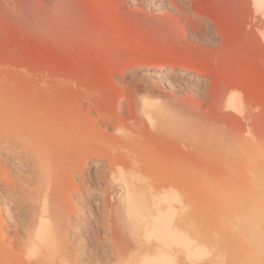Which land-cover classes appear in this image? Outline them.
<instances>
[{"label": "bare ground", "instance_id": "6f19581e", "mask_svg": "<svg viewBox=\"0 0 264 264\" xmlns=\"http://www.w3.org/2000/svg\"><path fill=\"white\" fill-rule=\"evenodd\" d=\"M1 1L3 2V0H0V2ZM213 1L215 3L214 6L218 3H221L219 1H216L217 3L215 2V0ZM221 1H223V3H221L223 6H228V7L232 6L229 10L228 9L226 10L227 7H224V10L223 9L220 10V8H223L221 4L217 6L218 12L221 11L219 13L220 14L219 16L222 17V18L220 17L221 19L224 18L222 13H224V15L226 14L230 19H232L230 22L231 24L228 25L227 21H229L228 20L229 18L224 19L222 21L217 16L215 17L216 18L215 29L217 28L216 30L218 33V35L216 36L221 37L222 40L220 39V37L219 39L222 41V46L235 45V48L237 50H243L244 48L246 49V51H250L249 49L254 47L252 46L254 44H251L253 42L259 45L260 48L264 50V10L260 8L258 0H221ZM12 2H16L13 4L14 5L16 4L15 7L17 9L16 8L12 10L8 9L11 7H7L6 5L3 4L4 6L2 5L1 8L4 7L7 8H4L6 9L5 11L0 10V58L1 59L7 58L8 60L5 59V62L11 63L13 61L12 62L13 64L11 63L12 65L10 64L9 67L7 66V68L6 66H4L5 69L4 68L0 69V75L1 76L8 75L7 77L9 78L11 76L14 77V75L17 76L18 74H20L21 76L22 71L27 70V68H25L26 66L27 67L30 66V68L28 67V70L31 69L30 71L32 74L30 73L29 74L34 75L33 74L34 71L32 72V70H34L32 69L33 68L32 66L34 65V68H36V66L39 67L38 64L41 63L39 59L41 60L42 57L39 58L40 56L36 52L37 49L34 48L35 53H37L38 55L36 54V57L34 56L33 59L32 56L31 58L30 57L28 58L29 60L32 59L31 62H29L28 60L30 64L29 65L27 60H25L24 58L25 56L28 57L31 53L27 54L29 53V51L26 53L25 50L23 49L26 47L22 48L21 46L26 42L25 39H27V41L30 40L31 44L34 43L32 47H35V45L37 46L39 41H35V42L31 41L32 37H30V35L33 36L34 33H36L37 35L39 31H42L43 33L41 34H46V36L49 38V41L47 42L52 43V40L54 38L53 40L55 42L54 44L57 43L58 45L55 46L54 44H52L53 45L52 47L50 43L51 49L53 50L52 51L50 50L51 52L49 51L50 54L46 53V55H48L47 66L49 69H47V67H44L46 71L53 68L57 69V71L51 70L50 72L52 73L50 74L48 72V75L50 76H52L51 74H54L53 76L55 77L53 78V80L55 81H53L52 79H50V81L46 80V78L48 77L46 76V74H45L46 78L44 75H43L44 78L43 77L40 78L39 76L37 77V79L38 78L40 79H38L37 81L35 77L36 75H34L35 80H33V77L22 78L24 74H22V77L18 75L19 78H21V79L18 78V81L22 79L24 80H22L21 82L20 81L17 82L16 81L17 78L15 77L16 79L15 82H17L15 83V85L17 84L16 86H18V88H16L15 85L14 86L11 85L16 89H18L17 91L13 89L10 92L9 91L4 93L0 92L1 93L0 98L2 97L0 101V146L2 144H5L9 149L16 152V154L20 156V159L24 156L25 160H23V162L25 161L27 166L30 165V162H32L33 163V166L31 165L32 169H34L33 167L36 164H38V162L41 161V159H39L38 156L40 157L42 156V160H43L44 152L49 154V150L51 148H56L59 151L57 152V154L61 155V157L59 156L60 157L59 158L58 155H55L56 150L54 151V155H55L54 156L52 149L50 155H52L51 158H53L54 156L53 158L54 160L57 156L58 158L56 159H59V161L56 160L57 162H55L53 160L54 164L52 166L49 163L48 164L50 166L47 164L48 167H50V169L47 167L50 171H48L47 169L46 171L45 169L43 171L42 165H41L42 170L38 171L39 174L40 171L41 174L43 172L45 174L49 173L48 174L49 176L46 175V177L48 176V178H46L47 180H45L44 178L45 176L43 177H41L40 175L39 176L42 178L41 183H43V181L46 182L45 184H47L48 187L50 186L52 190H61L63 188L64 191L66 189L65 187H67L68 185L69 186L73 185L75 188H77L78 185H80L79 187H81L80 183L76 184L77 182L76 183L74 182L75 180L73 179L74 174L70 175V173H72L73 171L66 172V170H68L67 166L69 167L72 165L71 167L73 168L75 164L76 171L79 168L81 169L82 166L77 167L78 165H80L78 163L85 162L86 164L87 161H83V159L84 158L88 159L89 157L87 156H90L91 153L95 152L94 151L95 148L99 147L98 149H102L100 150L102 151V156L103 154H105L104 155L105 157L108 158L111 157L109 158V160L106 158L109 161V164L111 163L110 165H108V167L111 169L109 168H105V169H108L111 172L110 174L112 176L111 178L112 184L115 185V191L117 194L116 203H118L119 205V209L123 214L125 223L134 241V248L131 249V256L128 259H126V257L130 255L129 253L125 258L122 257L121 259H118L115 264H142V262L145 260L147 261L169 260V261H174L175 264H264V134L262 133V131L264 130H261L262 127L264 126L261 125L262 126V127L260 126L261 129H258L259 124L258 126H256V123L254 122L251 123L252 122L251 119H255L254 110L259 109L261 107L262 110L259 111L262 112L264 110V80L263 82L262 80H259L264 78V64H263L264 61L261 62L262 64L261 66L263 67L261 69L259 68V72H262L263 77H260L261 75H258V78L259 77L260 78L258 79L256 77L257 79L253 80L255 78L254 75V78L252 77L253 78L252 82L248 83L247 80L249 81L250 77L253 76V74L250 73L249 75H247L246 73H242L241 75L237 74L236 70L238 67L237 66L238 63L237 62L235 63L234 62L235 57L234 58L232 57V54L233 56H235L234 53L236 49L235 50L232 49L234 52L231 51V53L229 52L230 54H228V52L225 51L224 47L223 50L220 47L221 48L220 50L218 48L219 44L216 43V41L213 40L212 38L209 40L211 42V45L215 44L214 47L217 46L218 48L217 50H215L216 53L214 57L211 58L212 60L211 59L208 60L209 59L208 58L206 59L207 61L203 60L202 63H199L197 61L194 63L191 62L192 64L190 63L189 65H187V63L186 64L184 63L185 65L183 67H180L181 62L184 60V58H186L185 57L186 55L184 56L181 55L180 57L178 56L179 58H176V60L170 62L171 69L168 72L162 71L164 74L163 77L165 76L170 77V76H174L175 74L182 75V74H187L188 72H194L191 74V77L198 80V83L197 81L195 82L196 84H193L192 82L186 83L187 84L186 86L191 90H193V92L194 91L197 92L199 96L203 97L204 95L205 97L209 98V99H205L201 97V100L205 99L206 102L205 104L207 106L205 104L204 105L206 107L202 104L204 103L203 101L202 103L201 102L198 103V101L200 100L198 101L196 100L197 102L195 100L193 102H190L192 100L189 99V100H185L186 103L183 101L184 105L182 107L180 106L179 108L175 105L174 100L170 99L171 100L170 101L167 97H165L167 96L165 94H164L165 96L162 97V95L159 92H156L157 90L156 91L146 90L143 94L139 95L138 97L128 96L129 98L126 96L125 92H121L119 93L120 96L117 97L115 91L112 90L113 84L115 87V82H116L112 73L110 74V78H111L110 80L112 81L115 80V82L110 83V86L109 84H107L108 86L105 87L106 84L102 85L100 83L99 85H97L98 87L97 86L90 87V85L89 86L86 85V80L88 81L89 78L85 77L84 75L86 72L84 66L86 62L89 61L92 65L90 66L88 64L89 66L88 71L92 73L94 71H90V70H95L96 73L97 72L96 70L101 69L100 66H104V65L106 66L109 63V61L114 62L118 60V58H114L113 55L111 54L110 46L112 45L113 49L115 48L114 45L112 44L113 42L115 43L117 40L125 41L126 39L129 40V38H132L133 40V37H135V33L132 32L134 28H131V23L126 19L128 16L131 17V14L133 13H128L126 14L127 16L123 14L124 17L121 16L122 14H120L121 13L120 7L122 8L124 7L125 0H121L120 2H118L117 0H58L53 5L51 4L52 3L51 2L50 3L51 6L49 5V7H47V5L46 7L43 6L42 3H40L41 0L40 1L15 0ZM159 2H160L159 6L163 10L164 9L174 10L175 8L173 7V5L179 6L177 0H159ZM192 3L197 4L196 2H194V0ZM210 3L212 4L213 2ZM197 6L200 5L197 4ZM185 11L182 10L181 12L184 13ZM138 16L140 17L144 15H138ZM148 17L147 19H149ZM188 17L191 18L190 16ZM233 17L235 20L233 19ZM240 18L244 21L245 32H243V29L237 28V30L239 34H241L242 32L243 34L246 33V36L245 34L243 35L244 36L243 38L245 39L244 40L242 39L244 41V42L241 41L242 44H240L241 42L238 43L237 41L233 40L234 38H232L231 36L233 32L235 33L237 31L234 28L236 26H232V25H234L233 23L236 21V19L239 20ZM186 19H188L187 16L185 20ZM193 19L194 17L192 18V20ZM131 21L134 20L132 19ZM162 21L165 22L164 20ZM187 21L189 23L191 19L190 20L188 19ZM17 22L19 23L18 27L17 25L15 26V23ZM223 22L224 24L225 23L227 24V25L225 24L226 27L224 26ZM149 23H153V22L151 21ZM194 24H199V22L196 23L195 21ZM25 26L28 29L27 31H24ZM229 27L234 28V29L233 28L230 29V31L232 30L231 31L232 33L228 30ZM198 28L199 25L196 29L198 30ZM227 30L230 32L229 33L230 35L227 33ZM194 31L195 29L193 28L192 32ZM131 32L134 34L132 35V37L129 35V33ZM235 34L234 37L237 35ZM22 38H24L23 41L24 40L25 41L22 44H20L19 42L20 40H22ZM249 40L251 41L250 43L251 46L248 44ZM245 42L246 44L249 45V47H246L248 45H246ZM19 44L22 50L26 53L25 55L21 54V56H19L20 63L16 62V60L19 61L18 58L19 54L17 53L20 51L18 49ZM237 44L240 45V48L236 46ZM67 46L72 47V50L76 49L73 51V53L74 52L75 53L74 54L67 53L68 52ZM4 47L5 50H8L9 52L2 51ZM60 47L61 49H59ZM214 47L213 49H215ZM41 48L43 50V47ZM255 49L257 50V48ZM42 50L39 49L40 52L39 51L38 52L41 53ZM55 50H57L59 53L58 55V59L60 60L59 63L65 62V64L64 63L63 65L57 64L58 62V60L56 59L57 55L54 54L56 52H53ZM10 51L12 53H10ZM60 51L62 54L61 56H60ZM227 51L230 50L227 49ZM4 52L5 55H7V52L12 55L8 54L7 57L5 55L3 56ZM165 52L166 51H163V53ZM14 53H17V55ZM211 54L213 55L212 51ZM9 56H13L14 60H12V57L9 58ZM16 56L18 59H15ZM63 57H66L64 61H63ZM9 60L12 61L8 62ZM73 62H75V65L78 66L76 68H78L79 72H81L80 74L84 73L78 80L77 79L75 80L77 89L76 88L72 89V87L71 89L69 87L67 88V85L66 87L59 88L60 86L58 85V83L60 82L61 76L59 81L55 78L59 77L58 75H60L59 72L61 71L62 68H64L65 71L67 72L74 69ZM98 62L101 63V65H99ZM0 63H1L0 66L2 67L3 66L2 62ZM31 64L33 65L31 66ZM22 68L25 70H22ZM75 70L76 69L72 71ZM65 71L63 73L66 74L65 76H67V72ZM25 72H26L25 75H27L29 71L28 72L25 71ZM91 73H87V74H91ZM243 74H245L246 76ZM56 75L58 77H56ZM64 78L65 77L63 76V79ZM172 79L173 77H171V80ZM51 80L54 84L51 82ZM166 80L170 82V79L167 77ZM26 81L28 82L27 84H25ZM34 83L36 85L38 84V86L33 87L32 85V87H30L31 84ZM50 84L51 86L49 87L48 85ZM55 85H58V87H56ZM256 87H258V89ZM6 88L7 87H5V89ZM255 94H257V97L255 96ZM255 97L256 99H258L257 103H255L254 100ZM201 104L206 109H203ZM177 108H179V110ZM124 109L125 110L129 109V111L131 112V116L129 115L130 118L128 116L129 119H125L123 117L121 111ZM94 110L96 111L97 115L96 114L94 115L95 112ZM181 116H184L186 118L198 119V120L204 119V122H206L209 119L211 124L210 126L209 125L207 126H209L211 129H208L207 132L208 131L210 132L211 130L210 133H212L213 135H216L219 132H222L223 130L226 129H229L230 132L234 130L235 133H233V135L231 134L230 137L227 136L228 138H219L218 136L217 137L219 139L215 138V143H216L215 152L217 150L219 151L218 154H220L221 152L222 154L226 153V155L228 153H231V154H235V156L237 155L236 158L240 156L241 158L246 159V161L248 162L247 168L249 173L246 175V180H243V182L246 181L245 182L246 184L243 185V187L241 185L242 189L239 187L234 188L232 187V185L224 183L222 185L221 190L218 189L220 191L218 192V194L216 193L217 195L215 196H212L214 195L213 189L211 188L206 189L205 190L206 197L209 196L211 200H215V204L217 203V207H216L217 210L215 214L214 215L211 214V216H209L208 218H204L202 220H195L192 216L191 218H188L189 220L186 219L187 221L185 222V225L182 224L181 217L184 216L183 211L184 213L186 210L188 211V209L186 208L188 207V204L187 205L185 204V201L183 200V196L179 191L181 185L180 187H178L179 184L177 185L175 181L173 182V176L175 174L174 172L175 170H173L174 152L172 150L175 149V147L173 148L172 146H170V148H168L167 146L168 143L166 145L164 144L166 141L169 142L174 138L170 139L169 130L167 131L169 133H167L165 130L164 132L167 133L166 138L164 137L165 136L164 135L162 137L163 139H159V143H157L156 145L155 142L157 137L155 136L156 137L155 138L154 135L149 133L150 128L153 130L158 129V126H160L159 125L160 121L171 122L173 119L176 120L177 117L178 119L181 118ZM205 118L207 120H205ZM114 120H116V122L112 124ZM98 122L99 123L104 122V125L106 123V125L103 127L104 130L102 129L101 125L100 127H97L99 126ZM126 122H130L131 124H133L135 128L132 129L130 126L131 129H129L128 124L127 125L125 124L127 128L124 126L125 128H122V131L123 129L125 131H127L128 129V132L130 131V134H134L133 135L134 137L135 136H137L138 138L146 137L145 140L149 139L148 140L149 143L151 144L150 141H152V143L155 146L152 144L149 146L150 150H147L148 146L146 145L147 143L146 142L145 143V145L147 146L146 150H142L140 147L131 148V145L129 146V144L127 145V143L125 142L123 143V141H121L122 139L120 136H119L120 140H118V137H116V135L120 134V132L116 133V135L114 133L113 134L108 133V131L111 130L109 129L110 127L108 126L110 123L114 128L113 131H118L121 127H123L121 125H123V123ZM206 124H209V122ZM165 125L167 126V124ZM160 130L162 129L160 128ZM160 132H158V134ZM160 134L162 135V133ZM213 135H211V137ZM128 136L130 137L132 135H128ZM134 137L133 138L130 137V138L135 144L137 143L138 145L139 139ZM158 137L161 138V136ZM168 138L169 140H166ZM164 139L166 141H164L163 143ZM141 140L143 139L141 138ZM160 142H162L161 148H160ZM129 143L133 144L131 142ZM171 143L174 144V142ZM151 146L152 148H150ZM155 147L156 149L159 148L158 151L160 150L161 155L163 154L161 153L163 149H165L164 152L165 154H167V157L170 156L169 155L170 152L173 153L171 154L173 161L171 159V163H170V161H168V159L166 158L167 160H165L164 164L166 163L168 165L163 164L162 165L163 167L159 165L162 169L166 166V168H168V171L164 173L165 172V168H164L163 175L166 177L162 180L160 179V181L158 180L157 177V180L155 178V181L153 183V181L151 180L153 178L150 177L151 179H149L147 177L148 175L151 174L147 173L146 176L143 170H140L141 165L144 164L145 162L140 160L143 157H148V159L151 160L150 162L151 165L153 163L152 161L154 160H155L154 162H156V165H158V163L160 164L161 160L159 158H161V155H156V156H160L158 157V159L157 157H155V159H152L153 158L152 155L158 153L156 149L154 150ZM217 147H219V149H217ZM170 149L172 150L170 151ZM167 150L170 151L169 154L167 153ZM100 151L99 154L98 153H93V154L94 155L96 154L95 156L101 155ZM123 153L128 155L129 161L123 163L121 161V163H119V159H118V162L116 161L117 163L111 162L113 154L116 155L121 154L122 156H119V158H121L123 157ZM74 157H80L81 162L79 161L76 162L75 160L76 162L75 163ZM72 158H74L71 161L72 164L71 163L69 164V161ZM115 158L116 156L112 160L114 161ZM128 158L126 160H128ZM46 159L48 160L49 158ZM101 160L104 161L105 159L102 157ZM42 164H44V162ZM97 164L99 165V163ZM147 164L148 163H145V166H148ZM154 164L155 163H153L152 165L153 167ZM235 164H233L232 166H234ZM38 165L40 166V164ZM19 166L15 167L18 177L16 176L17 174H15L16 172H13L14 176H16L15 177L16 179L14 178V176H12L13 178L12 179L11 178L12 173L10 174V171L13 170L15 171V169L11 170L12 167L10 166L8 167L6 166V164H3V166L2 164H0V181L9 184L8 187L11 184L14 185V183L17 186L18 182H19L18 187L21 186L24 183L23 178L25 177V173L23 174L24 171L19 169ZM31 166L28 168H31ZM86 166L88 165L85 166L83 165V168L85 167L86 169L87 168ZM100 167L102 166L100 165ZM72 168L70 170H75L74 168L73 169ZM154 168L155 170L156 169H158L159 171L161 170L160 168H157V166ZM236 169L237 170L235 171L238 172L239 169L238 168ZM29 170L31 172V169ZM82 171L83 169H81L80 173H82ZM64 172L68 173V175H64L66 174ZM102 172L103 175H106L104 171ZM234 172H232L233 175L235 174ZM62 173L63 175H61ZM83 173H85V170ZM35 174L36 173L34 171V176ZM107 175L109 177V174ZM30 176H32V174ZM30 176L29 178L31 182V180L33 179ZM20 178H22V180H20L21 183L23 182L22 184L19 181ZM233 178H237V175L236 177ZM16 181L18 182L16 183ZM175 185H177L176 187L178 189L175 187ZM109 186L107 185V187ZM50 187L48 188L49 190H41L42 194L40 193V195L37 197L38 208L36 209L37 211L34 213L35 214V217L33 218L34 227L29 232V237L25 242L24 247L22 246L23 253L22 255L21 254L20 255L23 257V259L20 256L21 259L19 260L22 261V263L18 262L17 264L20 263L21 264H71L63 256L62 252L64 251V249L61 248L60 245V239L63 237V234L66 231H61V228L59 229L61 225L58 227V223H55L56 221H54V216L52 215L53 213L52 214L50 213V211H52L51 210L52 206L51 208L49 207V200H50L49 197L51 196V194L52 195L54 194L53 191H51L52 193L50 192ZM41 188L43 189V187ZM181 188H183L181 189L183 191L184 188L186 187L182 185ZM18 189L21 190V188ZM187 190L188 189H186L185 192ZM47 191H49L51 194ZM69 194L71 195V193ZM185 195L186 194H184V196ZM189 197L188 199L190 200L191 198ZM54 200L50 202L51 205H53L52 203ZM69 202L70 204L73 203L70 200ZM192 206L194 207V205ZM185 208L186 210H184ZM11 212H13V210ZM187 213L189 214L191 212H187ZM186 217L188 216L185 215L184 218ZM183 220L184 219H182V221Z\"/></svg>", "mask_w": 264, "mask_h": 264}, {"label": "rangeland", "instance_id": "374dc122", "mask_svg": "<svg viewBox=\"0 0 264 264\" xmlns=\"http://www.w3.org/2000/svg\"><path fill=\"white\" fill-rule=\"evenodd\" d=\"M12 1H15V0H11V1L10 0H3V2L1 1L0 2V10L5 11L6 9H4V8H7V7H11V8H8L11 10L15 9L16 4L14 5L13 3H16V2H12ZM49 1L50 0H41L40 3H42V5L45 7H46V5H47V7H49V5L50 6H51V4L53 5L58 0H55V2H54V0H51L50 2ZM117 1L120 2L121 0H117ZM200 1L194 0V2H196L198 5H200V6H197V4L192 3L193 0H177L179 6L173 5V7L175 8L174 10H170V9H164L163 10L159 6V3H160L159 0H125L124 7L123 8L120 7V12H121L120 14H122L121 16L124 17V15H126L128 13H133V14H131V17L128 16L127 18L126 17L125 18L131 23V28H134L133 31L132 30H130V31L135 33V37H133V40H132V38H129V40L126 39L125 40L126 42L122 41V40H119V41L117 40L115 43L113 42L112 44L114 45L115 48L113 49L112 45L110 46L111 54L113 55L114 58H118V60L114 61V62L109 61V63L106 66L105 65L100 66L101 69L96 70L97 71L96 73H95V70H90V71H94L92 73L88 71V67H89L88 64L90 66L92 64L89 61H87L85 66H84L86 69V72H85V74L83 73L85 75V77L89 78L88 81L86 80V85H88V86L90 85V87H93V86L96 87L97 85H99L101 83L102 85L106 84L105 87H107L108 86L107 84H109V86H110V83H114L116 80L115 87L113 84L112 90L115 91L117 97L120 96L119 93H121V92H125L127 97L128 96L129 97H131V96L138 97L139 95L143 94L146 90H154V91L157 90L156 92H159L162 95V97L167 95L165 97H167L169 100L170 99L174 100L175 105L179 108H180V106L182 107L184 105L183 101L185 102V100H189V99L192 100L190 102H193L194 100L195 101L200 100V101H198V103L199 102L202 103V101H203L204 103H202V104L204 105L206 103L205 99H209V98L205 97L204 95H203V97L199 96L197 94V92H195V91L193 92V90H191L190 88H188L186 86L187 85L186 83L192 82L193 84H196L195 83L196 81L198 83V80L191 77V74L194 72H188L187 74H182V75H176L175 74L174 76H170V77H168V76L163 77L164 76L163 72H165V71L168 72L171 69L170 62L176 60V58H179L181 55L182 56L186 55L185 56L186 58H184V60L181 62L180 67H183L186 63H187V65H189L191 62L194 63V62L198 61L199 63H202L203 60L207 61L206 59H208V58H209L208 60H210L211 58L214 57V55L216 53L215 50H217L218 48L220 50L222 48V50H223V47H224L225 51L228 52V54H230L231 51L234 52L233 50L236 49L235 45L234 46L229 45L230 47L227 45L222 46L221 37L216 36V35H218V33L216 30L217 28L215 29V27H216V22H215L216 18L215 17L216 16L218 18L221 17V16H219L220 15L219 13L221 11L218 12L217 6L221 3H223V1L215 0V2L216 1L221 2V3L216 4L215 5L216 7L214 6L215 3L213 0H210V2H213L212 4L209 2V0H203L201 2ZM3 4L6 5L7 7L1 8V6ZM221 6L223 8L219 7L220 10L221 9L224 10V7H227L226 10L227 9L229 10L232 7V6H230V7L223 6L222 4H221ZM123 9H124V11H123ZM182 10L183 11L186 10L184 12L185 14L183 12H181ZM222 14L224 16L223 19H221L222 17L220 18L222 21L224 19L229 18L226 14L225 15H224V13H222ZM138 15H144V16L139 17ZM152 15H153V17H152ZM133 16H134V18H133ZM186 16L189 20L191 19V21H189V23L187 21L188 19L185 20ZM188 16H190L191 18H189ZM147 17L149 19H147ZM154 17H155V19H154ZM163 17H164V19H163ZM193 17H194V19L192 20ZM225 17H227V18H225ZM160 18H162V19H160ZM212 18H214V19H212ZM132 19L134 21H131ZM233 19H234V17H233ZM150 20L153 23H149V22H151ZM155 20H157L159 22H157ZM162 20H164L166 23L163 22ZM228 20L229 21H227L228 22L227 24L229 25V24H231L230 22L232 19L229 18ZM234 20H233V22H234ZM195 21H196V23L199 22V24H194ZM239 23H241V24H239ZM206 24H208V25H206ZM223 24H224V22H223ZM225 24H224V26H225ZM233 24L234 25H232V26H236V27H234L235 30H237V28H238V29H243V32H245L244 31V21L241 18L239 20L236 19V21ZM16 25L18 27L19 23L18 22L15 23V26ZM198 25H199V28L197 30L196 28L198 27ZM195 26H196V28H195ZM193 28L195 29L194 32H192ZM207 28L209 31L207 30ZM232 28L233 27H231V28L229 27L228 30L230 31V29H232ZM24 29H25L24 31L28 30L26 26L24 27ZM206 30H207V32H206ZM228 30H227V33L229 34L232 30L230 32ZM13 32H14V30H13ZM237 32H238V30L235 33L237 34ZM240 32H241V30H240ZM243 32L241 34H239V32H238L237 35L233 32V34H231L232 38H234L233 40L237 41L238 43L241 41L244 42L243 40L245 38H243L244 37L243 35L245 34V36H246V33L243 34ZM39 33L37 35H36V33H34V35L32 34L33 36L30 35V37H32L31 41H33V42L39 41L38 44L36 43L37 46L35 45V47H32L34 45V43L31 44L30 40L27 41V39H25L26 42L23 44L25 46L22 45L21 47L22 48L26 47L23 49L25 50L26 53L29 51V53H27V54L31 53L28 57L25 56V58H24L25 60H27V62L29 60L28 59L29 57L31 58V56H32V59H33L34 56L36 57L37 53L40 56L39 58L42 57L41 60L39 59V61H41V63L38 64L39 67L36 66V68H34V65L31 64V66L33 65L32 66L33 68L32 67L31 68L34 69V70H32V72L34 71L33 74L36 75L35 76L36 81L42 77L44 78L45 74H46V76H48L47 78H49V79H47L45 76L46 80L50 81V79L53 80V78L55 76H53L54 74H51L52 76L48 75V72L50 74V73H52V72H50L51 70L57 71V69L53 68V69L46 71L44 67H47V69H49L47 66L48 55H46V53L50 54V52L53 49H51V46H50L51 42H47V41H49V38L46 36V34H41V33H43L42 31H39ZM131 33H129V35L132 37V35H134V34L133 33L131 34ZM192 33H195V34H192ZM234 34L237 36V37L235 36L236 38L234 37ZM194 35H196V36H194ZM209 37H211V38H209ZM219 37L221 40L219 39ZM212 38H213V40L216 41V43L219 44V45L216 44L219 46L218 48H217V46L214 47L215 44L211 45V42L209 40ZM23 39L24 38H22V40H20V42H19L20 44H22L25 41V40L23 41ZM217 39H218V41H217ZM53 40H54V38H53ZM53 40H52L51 45L55 43ZM242 42L240 44H242ZM250 43H251V41L249 40L248 44L250 45ZM20 44H19V48H18L20 51L17 52L19 54L18 55L19 61L16 60V62H19V63H20V57L19 56H21V54H23V55L26 54L22 50V48L20 47ZM245 44H246V42H245ZM248 44H246V45H248ZM251 44H254V45H252L254 47L249 49L250 51H246V49H244V48H243V50H237L236 49V51L234 53L235 56H233V54H232V57L233 58L235 57L234 62L235 63L237 62L238 63L237 66L240 67V68L237 67V70H236L237 74H239V75H241L242 73H246L247 75H249V73L253 74V76L250 77V80L249 81L247 80L248 83L252 82L254 75H255V78L253 80H256L258 78V75H261L260 77H263L262 72H259V68L261 69L263 67V66H261L262 65L261 62L264 61V50L262 48H260V46L257 45L256 43L252 42ZM54 45L56 46L57 43ZM249 45L246 47H249ZM236 46H238V48H240V45L237 44ZM41 47H43V50ZM52 47H53V45H52ZM213 47L215 49H213ZM34 48L37 49L36 50L37 53H35ZM67 48H68L67 53H73V51L76 50V49L72 50V47H70V46H67ZM255 48H257V50ZM6 49H7V47H6ZM39 49L42 50L41 53H39L40 52ZM59 49H61V47ZM59 49H58V51H59ZM227 49L230 51H227ZM2 51H8V50H5V47H4V49ZM58 51L55 50L53 52L58 53ZM163 51H166V52L163 53ZM211 51H212L213 55L211 54ZM8 52H7V55L8 54L12 55V54H10V53H12L11 51H10V53H8ZM17 53H14V54L17 55ZM42 53H43V55H42ZM56 53H54V54L57 55V57L55 56L56 59L58 60L57 64H61V65H63V63L65 64V62L59 63V61H60L58 59L59 53L58 54H56ZM32 54H35V55H32ZM259 54H260V56H259ZM4 55H5V52H4L3 56ZM7 55H5V56L7 57ZM61 55L62 54L60 51V56ZM210 55H211V57H210ZM63 56H66V55H63ZM11 57H12V60H14L13 56H9V58H11ZM18 58L16 56L15 59H18ZM65 58L66 57H63V61ZM2 59H3V61H2ZM2 59L0 58V60H1L0 62H2L3 66L2 67L0 66L1 67L0 69L4 68V66H6V68H7V66L9 67V65L13 62L12 60H11L12 62L9 60L8 62H11V63H6L5 59H7V58H5V59L2 58ZM32 59H30L29 62H31ZM21 62H23V61H21ZM29 62H28V64H29ZM73 63H74L73 68L76 69L75 71H72V70H74V69H72L69 72H67V71H65L64 68H62L61 71L59 72L60 73V75H58L59 77L56 75V77H58V78H55V79H57L58 81H59L60 76H61L60 82L58 83V85L60 86L59 88L66 87V85H67V88L69 87L71 89V87H72V89H74V88L77 89V85L75 84V80L76 79L78 80L83 74H80L81 72H79L78 68H76L78 66L75 65V62H73ZM164 64L166 67L164 66ZM263 64H264V62H263ZM25 65H24V67H25ZM99 65H101V63H99ZM28 67L30 68V66H28ZM28 67L27 66L25 67V68H27V70L22 68V70H25L27 72L29 71L27 73V75H25L26 74L25 71H22V73L20 72L21 76H20V74H18V75L20 77H22V74H24L22 78L33 77V80H35L34 75H30L32 73L30 71L31 69L28 70ZM163 67H164V69H163ZM166 68H168V69H166ZM63 70L65 72H67V76H65L66 74L63 73L64 72ZM53 73H55V72H53ZM87 73H91V74H87ZM111 73L113 74V77L115 79L113 81L110 80L111 79L110 78ZM259 73H261V74H259ZM18 75L17 76L14 75V77L11 76L10 78L7 77L8 75L7 76H1L0 75L1 76L0 77V92L1 93L7 92V91L10 92L13 89L17 91L18 89H16V88H18V86H16L17 84L15 85V83H17L19 81L21 82L22 80H24V79H22V80L18 81V78H19ZM243 75H245V74H243ZM39 76H40V78L37 79V77H39ZM63 76L65 77L64 79H63ZM4 77H6V78H4ZM15 77L17 78V80L15 79ZM50 77H52V78H50ZM166 77L170 79V82H168V80H166ZM171 77H173V79H172L173 81L171 80ZM200 77H202V76H200ZM12 78H13V80H12ZM214 78H215V76H214ZM19 79H21V78H19ZM15 80L17 82H15ZM30 80H32V79H30ZM52 80H51V82H52ZM259 80H262V82H263L264 78L259 79ZM27 81H29V80H27ZM27 81L25 84L28 83ZM53 81H55V80H53ZM55 83H57V82H55ZM25 84H22V85H25ZM51 84L48 86L50 87ZM11 85H13V86L15 85L16 88L11 86ZM32 85H33V87L38 86V84L36 85L34 83V84H31L30 87H32ZM58 85H55V86L58 87ZM5 87H7V88L5 89ZM8 87H10V88H8ZM256 88L258 89V87H256ZM1 93H0V96H1ZM255 96L257 97V94H255ZM201 97L205 98V99L201 100ZM256 97L254 98L255 103H257V101H258V99H256ZM115 98H116V96H115ZM1 99H2V97L0 98V101H1ZM203 105H202L203 109H206L205 107L207 105L205 104L206 105V106L204 105L205 107ZM179 108H177V109L179 110ZM261 108L254 110L255 111V115H254L255 119H251L252 122L250 121L251 123H253V122L256 123V126H258V124H259L258 129H261V127H262L261 125L264 126V124H263L264 123V110L262 112H260L262 110ZM124 110L121 111V113L123 114V117L125 119H129L131 116V112L129 111V109L128 110L126 109L125 110L126 112ZM204 111H207V110H204ZM95 114H96V111L94 112V115ZM128 116H129V118H128ZM205 120H207V119L205 118ZM199 121H202V122H199ZM207 121L209 122V124H206V123H208ZM207 121L204 122V119L198 120V119L186 118L184 116H181V118L178 119V117H177L176 120L173 119L171 122L160 121L159 125L161 127L158 126V129H154V130L151 128L149 129V133L154 135V137L156 136L158 138L157 139L155 137L156 138V142H155L156 145H157V143H159V139H163L162 137L164 135H165L164 137L166 138V134L169 132H170L169 138L170 139L174 138L173 140L169 141L170 143L168 141H166V140H169V138L166 140L164 139L163 143H164V141H166L164 143L165 145L167 143L170 144V145L167 144L168 148H170V146H172L173 148L175 147V149H173V150L170 149V151L172 150L174 152V155H173V158H174V165L173 166H174V168H173V170H175L174 172L176 175L172 172L175 176L174 177L172 174L173 182L175 181V183H177V185L179 184L178 187H180V185H181V187H182V185L186 187V188H184L183 191L181 190L183 188H181V187L179 188L180 189L179 191L181 192V194L183 196V200L185 201V204L186 205L188 204V207H186L188 209V211L186 210V208L184 209V210H186L185 213L183 211L184 216L187 215L188 217L184 218L183 215H182L183 217H181V222L184 225H185V222L187 220H189L188 218H191L192 216L195 220H202L204 218H208L209 216H211V214L212 215L215 214V212L217 210V208H216L217 203L215 204V200H211L209 198V196L206 197V193H205L206 189H208V188L213 189L214 195H212V196H215L221 190L222 185L224 183L232 185V187H234V188L235 187L241 188V185L243 187V185L246 184L245 183L246 181L243 182V180H246V175L249 174L248 168H247L248 162L246 161V159H243L240 156H238V158H236L237 155L235 156V154H231V153H228L226 155V153L222 154L220 152V154H221L220 155V154H218L219 151L216 150L217 153L215 152V148H216L215 138H218V137L219 138H228L231 136V134L233 135V133H235V131L233 130L232 132H230L229 129H226V130H223L222 132H219L216 135H213L212 133H210L211 130H210V132L209 131L207 132L208 129H211L209 127L211 122L209 119ZM115 122H116V120H114L112 122V124ZM192 122H194V123H192ZM243 122H245V121H243ZM110 124L108 125L110 128L108 126L107 127L111 130L108 131V129H107V131L109 134L114 133L115 135H116V133L120 132V134L116 135V137H118V140H120V138H119V136H120L122 139L121 141H123V143L124 142L127 143V145L129 144V146L131 145V148L132 147L133 148L140 147L142 150H146L147 149L146 147L148 146L147 150H150L149 146L153 144L152 141H150L151 142V144H150L148 141L149 139L145 140L146 137L145 138L144 137L138 138L137 136H135L136 138L139 139V143H138L139 146H138L137 143L135 144L131 139L134 137L133 136L134 134H130V131L128 132V129H127V131H125L124 129L122 131V128L126 127L125 124L126 125L128 124L129 129L135 128L133 126V124H131L130 122L123 123V125H121L123 127L120 128L121 131H120V129L118 131H113L114 128H113L112 124L111 125ZM165 124H167V126ZM98 125L99 126H97V127H100V125H101V127L103 129V127L106 125V123L104 125V122H101ZM207 125H209V126H207ZM130 126H131V128H130ZM206 126H207V128H206ZM160 128L163 130V132L165 130H166V132L169 130V132H167V133L164 132V134H163V132H162V130H160ZM171 129L173 130V132ZM261 130H264V127H262ZM152 131L153 132L155 131L156 133L154 132V134H153ZM110 132H112V133H110ZM127 132H128V134H127ZM158 132L162 133V135L160 133L158 134ZM262 133L264 134V131H262ZM128 135H132V136H130L131 138ZM211 135H213V136L211 137ZM158 136H161V138H159ZM213 137H214V139H213ZM123 138H125V139H123ZM141 138L143 140H141ZM218 139H216V140H218ZM124 140H126V141H124ZM140 140L143 142H141ZM160 141H162V140H160ZM129 142H131L133 144H130ZM171 142H174V144L176 146ZM145 143L147 146L145 145ZM161 143L162 142H160V148H161ZM142 144H144V145H142ZM27 145H28V143H27ZM132 145H135V146H132ZM162 146H163V144H162ZM98 148L99 147L95 148V150H94L95 152H93V153L99 154V151L102 149H98ZM150 148H152V146ZM51 149L53 151V155H54V151L56 150L55 155H58V157L59 156L61 157V155L57 154V152H59V151L56 148H51ZM51 149L49 150V154H47L46 152L43 153V157H44L43 160H42V156L41 157L38 156V158L41 159V161H43L44 164H42L43 162H41L39 160L40 162H38V164H40V166L38 164H36L37 166L35 165L33 167L34 169H32L33 163L30 162V165L27 166L25 161L23 162V160H25L24 156L20 159V156H18V154H16V152H14L13 150L9 149L5 144H2L0 146V164H2V166H3V164H6V166H8V167L9 166L12 167L11 170L15 169V171L14 170L10 171V174L11 173L13 174V175L11 174V178H12V176H14L13 172H16L15 167H18L19 165H20L19 169L24 171L23 174L25 173V177L23 178L24 183L22 182L23 184L20 181V180H22V178L19 179L20 183L22 184V185L20 184L21 186L18 187V185H19L18 181H16V183L18 182L17 186L15 185V183H14V185L11 184L9 186L10 188L12 187L14 191L12 190V188L10 189L8 187L9 184H6L5 182L0 181V262H1V264H17L18 262L22 263V261H19V260L21 258L23 259V257L21 256L23 253V247H24V244L29 237V232L34 227V225H33V223H34L33 218L35 217L34 213L37 211L36 209L38 208L37 197L40 195V193L42 194L41 190H49L48 188L50 187V186L48 187V185L45 184L46 182H44V181H43V183H41V179H42L41 177L45 176L44 178H45V180H47L46 178H48L49 173L45 174L43 172L41 174V171H40V174H39L38 171L42 170V169H43V171H44V169H45V171H46V169L48 171H50L49 170L50 167H48V165L51 164V166H52L54 164L53 163L54 161L55 162H57L56 160L59 161V159H56V158H58L57 156H56L55 160L53 159L55 155L53 156V158H51V156H52V155H50ZM96 149H98L99 151ZM155 149H156V147L154 148V150ZM158 149L159 148H157L156 150L158 151ZM217 149H219V147H217ZM168 150H167V153L169 154L170 151H168ZM164 151H165V149H163L161 152L164 154V156H163V154L162 155L160 154V150L158 151L157 154L152 155V157H153L152 159H155V157H157V159H158V157H160V156H156V155H161L162 159L159 158L161 160L160 164L158 163V165H156V162H154L155 160L152 161L153 163H155L154 167L157 166V168L161 169L160 171L158 169L155 170V168L152 166L153 163H152V165L150 164L151 160L148 159V157H143L145 160L143 158L140 160L143 162L145 161L144 164H142L143 166L141 165L142 168L140 167V170H143V172L146 174V176H147V173L148 174L150 173L152 176L148 175L147 177L149 179L153 178V179H151L153 181V183L155 181V178L157 180V177H158L159 181H160V179L162 180L166 177L163 175V169L165 168L164 173H166V171H168V168H166V166H165L162 169L159 165L162 166L164 164L165 160H167V159H168V161H170V163H171V159L173 161V158L171 155L173 153L170 152V154H169L170 156L168 155L169 157H167V154H165ZM100 152H101L100 153L101 155L95 156L96 154L94 155L93 153H91L90 156H87V157H89L88 159L84 158L85 159L84 160L82 158L83 161H87L86 164H85V162H82L84 164L78 163L80 165H78L77 167L82 166L81 167V169H83L82 173L85 170V173H83V174L80 173V171H81L80 168H79L80 170L77 168L78 170L76 171L75 164L73 166V168L75 167L74 168L75 170H70L72 168L71 167L72 165L69 166L70 168L67 166L68 170H66V172L67 171H70V172L73 171L74 173L73 172L72 173L69 172V173H70V175L71 174L76 175V176L73 175V179H75L74 182L75 183L77 182L76 184L80 183L81 187H79L80 185H78L79 188L78 187L75 188L73 185H70L71 187L68 185L67 187L64 186L66 188V189L64 188L65 189L64 191H63V188L61 190H52L50 187V192L53 191V193L55 194V195L53 194L54 196L51 194L52 192L50 193L49 191H47L51 194V196L49 197L50 198L49 207L51 208V206H52V209H51L52 211H50V213L51 214L53 213L52 215L54 216V221H56L55 223H58V227L61 225L59 227V229L61 228V231H66L63 234V237L61 238L62 240L60 239V245H61V248L64 249V251L62 250L63 256L71 264H115L118 259H121L122 257L125 258L130 253V255L128 257H126V259H128L131 256V249L134 248V241H133V239L130 235V232L128 230V227L125 223V220L123 218V214L119 209V205H118V203H116L117 202V194L115 191V185L112 184V179H111L112 176L110 174L111 172H110V170L105 169V168H109L108 165H110L111 163L109 164L108 160L111 157H109V158L105 157L104 156L105 154H103V156H102V151H100ZM92 154H93V156H92ZM115 156H116V158L113 161L112 159H114ZM119 156H122V155L121 154H119V155L113 154L111 162L112 163H115L116 161L118 162V159H119V163H121V161H122V163L129 161L127 154L123 153V157H121V158H119ZM126 156H127L128 160H126L127 159ZM80 157H82V156H80ZM80 157H74L75 159L72 158L69 161V164L70 163L72 164L71 161L73 159H74V162H75V160H76V162H78V161L81 162ZM90 157H91V159H90ZM102 157L108 163L105 160L104 161L101 160ZM46 158H49L50 160L49 159L48 160L50 162ZM94 158H95V160H94ZM101 161H102V164H101ZM157 161H159V160H157ZM22 163H24V164H22ZM97 163H99V165ZM145 163H148L147 164L148 166H145ZM233 164H235V165L232 166ZM41 165H42V169H41ZM83 165L84 166L88 165V166H86L87 168L85 169V167L83 168ZM100 165L102 167H100ZM139 165H140V163H139ZM164 165H168V164L165 163ZM30 166H31V168H28ZM22 167H24V168H22ZM146 167H147V169H146ZM235 167L239 169L238 172L235 171V170H237ZM234 168H235V170H234ZM29 169H31V172ZM109 169H111V168H109ZM28 170H29V172H28ZM32 170H33V173H32ZM157 170H158V172H161L162 174L158 173ZM34 171L36 173L35 176H34ZM102 171H104V173H106V175L109 174V177H108V175L107 176L103 175ZM66 172H64V173H66ZM232 172L235 173L234 174L235 176L233 175ZM15 174H17V172ZM31 174H32V176H30ZM46 175H48V176L46 177ZM61 175H63V173ZM64 175H68V173H66ZM236 175H237V178L239 177L238 179L233 178V177H236ZM16 176L18 177V174ZM16 176H14V178ZM29 176L33 179V180H31L32 183L34 182L33 184L30 182ZM97 177H99L100 179ZM240 177L242 180L240 179ZM105 178L107 180H109L110 182L107 181ZM175 178H177V179H175ZM24 179L26 180V182ZM234 179H236V180H234ZM111 184H112V186H111ZM107 185L108 186L110 185V186L107 187ZM177 185H175V187ZM27 186H29V187H27ZM44 186H46V187H44ZM16 187H17V189H16ZM26 187H27V189H26ZM41 187H43V189ZM111 187H113V188H111ZM18 188H21V190ZM80 188H81V190H80ZM110 189H112V190H110ZM186 189L189 190V191L187 190L186 192H188L190 195L185 192ZM218 189H220V190H218ZM192 191H193V193H192ZM182 192H185V193H182ZM66 193L68 194L69 197L67 196ZM69 193H71V195ZM184 194H186V195L184 196ZM32 195H33V197H32ZM110 196H113V197H110ZM52 197L54 199L55 198H57V199L54 200ZM67 197L71 202L74 203V205H73V203L70 204ZM188 197L191 198L190 199L191 201L188 199ZM52 200H54L52 203L53 205H51V203H50V202H52ZM212 201H213V203H212ZM33 203H34V205H33ZM192 205H194V207ZM12 210H13V212H11ZM53 210H55V211H53ZM187 212H191V213L188 214ZM182 219H184L183 220L184 222L182 221ZM57 220L60 221V224H59V221H57ZM62 226H64V227H62ZM20 256H21V258H20Z\"/></svg>", "mask_w": 264, "mask_h": 264}, {"label": "snow or ice", "instance_id": "6c2138e0", "mask_svg": "<svg viewBox=\"0 0 264 264\" xmlns=\"http://www.w3.org/2000/svg\"><path fill=\"white\" fill-rule=\"evenodd\" d=\"M259 6L264 10V0H258ZM142 264H175L174 261L169 260H153V261H143Z\"/></svg>", "mask_w": 264, "mask_h": 264}]
</instances>
